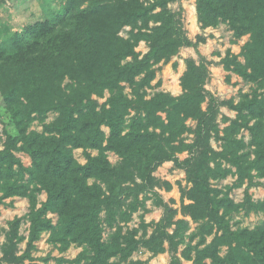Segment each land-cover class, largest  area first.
<instances>
[{"label":"trees","instance_id":"1","mask_svg":"<svg viewBox=\"0 0 264 264\" xmlns=\"http://www.w3.org/2000/svg\"><path fill=\"white\" fill-rule=\"evenodd\" d=\"M174 1L61 0L49 17L20 31L0 32L5 136L0 206L14 196L29 201L25 248L18 253L25 217L15 216L8 222L0 264L34 261L36 241L44 232L61 253L71 245L82 247L73 258L53 257L56 264H111L114 259L113 264H147L131 258L141 248L150 257L168 251L169 264H182L181 258L193 264H264V222L233 229L230 219L242 210L264 212V196L253 201L249 193L261 184L256 178H264V0H195L203 28L223 22L236 39L248 35L239 54L228 49L221 59L224 70L257 85L237 102L221 100L206 88L209 61L200 53L185 61L181 94L159 91L147 97L158 62L169 61L181 47L197 51L205 41L187 35L182 9L168 8ZM127 26L128 35L122 36ZM141 40L148 46L143 54L136 50ZM221 106L236 112L233 119L223 116L229 124L222 130L217 121ZM51 112L56 116L47 121ZM187 119L195 121L194 128ZM34 122L41 130L31 128ZM242 129L250 134L248 143L238 137ZM187 132L193 135L190 142L183 137ZM214 136L221 140L219 150L211 145ZM77 148L83 150L84 163L74 156ZM183 151L187 156L181 159ZM19 152L30 158L29 165ZM109 152L118 163L109 161ZM166 161L183 169L189 183L180 188V211L196 223L189 234V221L175 218L177 209L155 190L160 183L153 172ZM228 174L236 176L231 186L212 184ZM245 181L243 200L235 202L228 191ZM163 185L172 188L170 182ZM42 192L45 200L38 201ZM148 193L163 207L161 217L127 226L132 214L144 208Z\"/></svg>","mask_w":264,"mask_h":264},{"label":"rangeland","instance_id":"2","mask_svg":"<svg viewBox=\"0 0 264 264\" xmlns=\"http://www.w3.org/2000/svg\"><path fill=\"white\" fill-rule=\"evenodd\" d=\"M62 2L61 0H0V32L2 36L5 34V30L8 31H20L25 25L32 23L36 20H43L50 16L52 12L57 11ZM168 8L171 11H179L182 9L181 19L183 22L184 29L187 35L195 40L198 35L205 38L204 42L199 43L197 51L193 47H181L179 52L173 55L169 61L158 62L154 67L156 68V77L152 81V86L147 89L148 96L153 95L159 91L169 92L174 96L181 94L182 88L180 86V77L186 68V59L188 58H198V53L203 55L208 61V67L210 70V76L206 83V88L210 90L215 96L221 100L232 99L234 102L239 101L242 95L245 93H251L253 89L256 88V83L246 81L240 76L224 70L221 59L224 57L226 50L234 54H239L242 45L248 40V35H244L241 38L236 39L233 35V31L229 28L226 23H219L217 26H208L203 28L201 23L197 19V14L195 10V0H178L168 3ZM158 10V9H157ZM130 27L127 26L121 31L122 36H127ZM136 50L140 53H145L148 50L147 43L141 40L136 46ZM239 59L243 61V57L239 56ZM229 74V81L226 80V76ZM160 81L158 85L157 82ZM262 91V89H259ZM124 92L130 95V88L126 85ZM109 92L106 91L104 97L99 98V102L102 103L108 97ZM1 101V99H0ZM56 116V113L51 112L47 117V121H51ZM233 119L236 116V112L227 106H221L220 114L218 116V127L220 130L229 124V121L223 118ZM186 124L191 128L195 127V121L191 119L186 120ZM32 129L41 130V125L38 122H34L31 126ZM103 129L108 132V128L103 127ZM3 123L0 118V144L4 141L3 134ZM222 135V132L219 133ZM185 142H190L193 135L187 132L183 135ZM238 137H243L246 143L250 140V134L248 130L242 129L238 134ZM211 145L214 149L219 150L221 148V140L217 137L211 139ZM91 154H96L95 150L90 151ZM24 165L30 164V158L23 152L17 153ZM75 158L81 162H85V157L83 150L77 148L74 150ZM178 156L183 159L187 156V152L183 151L178 153ZM108 159L112 164L119 162V157L112 153H108ZM234 170V168H232ZM153 175L159 181V186L155 187L156 192L172 207L177 209V215L175 218H185L189 221V230L186 232L189 234L195 229L196 223H194L188 216H184L181 211V187H189V183L186 182L185 172L183 169L175 167L173 162L162 163L154 172ZM236 176L228 174L223 179L212 180V184L216 187L225 189V186H231L235 181ZM261 184L252 186L249 189V193L253 201L261 200L264 196V178H256ZM163 182H170L172 188L166 189ZM246 186V181L242 186L232 187L228 193L229 196L235 202H241L244 196V189ZM149 198L144 201V208L138 209L132 214V218L126 224L129 227H136L140 223V219L143 218L145 222L157 221L162 213L163 207L156 205L154 202V197L151 193H148ZM45 193L42 192L38 195V201L45 200ZM141 197V196H140ZM8 205L0 206V257L2 256V247L6 241V233L8 231V222L15 216H23L28 213L29 201L26 197L14 196L6 200L10 202ZM184 202L187 203L188 200L185 198ZM52 216L55 221V215ZM231 225L233 229L238 227H249L253 228L264 222V212H254L251 211L246 213L245 211H240L233 213L231 215ZM29 222L25 217L21 223L19 233L25 237L18 244V253H21L26 245V237L28 235ZM109 228H106L104 236L106 237L109 233ZM151 232V228L147 229V233ZM48 233L44 232L41 234L40 239L36 241V249L33 251V256L35 260L32 262L25 261L22 264H56L53 257L63 256L64 258L75 257L82 249V247H77L71 245L65 252H59L56 247L47 241ZM210 240V238H208ZM184 244H181L178 248V255L183 249ZM148 251L145 249H140L133 253L132 259L134 260H147V264L152 263L154 257H150L145 254ZM221 254H225V248H222ZM168 263L170 262V254ZM50 256L48 261H43L40 258ZM113 264L114 260H111ZM182 264H193L192 261L185 260L181 258ZM5 264V263H4ZM67 264V263H64Z\"/></svg>","mask_w":264,"mask_h":264},{"label":"crops","instance_id":"3","mask_svg":"<svg viewBox=\"0 0 264 264\" xmlns=\"http://www.w3.org/2000/svg\"><path fill=\"white\" fill-rule=\"evenodd\" d=\"M105 128H107V127H105ZM109 153H112V154L116 155L113 152H109ZM166 162H171V161H166ZM166 162H164V163H166ZM149 254H150V252H147L145 254V256H148ZM168 260H169V255H168V251H166V252L159 253L158 255H156V257L154 258L152 263H149V264H167Z\"/></svg>","mask_w":264,"mask_h":264}]
</instances>
